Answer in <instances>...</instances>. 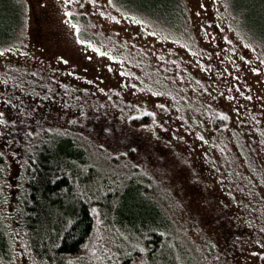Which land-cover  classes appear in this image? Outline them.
Returning <instances> with one entry per match:
<instances>
[{
  "label": "rangeland",
  "instance_id": "rangeland-1",
  "mask_svg": "<svg viewBox=\"0 0 264 264\" xmlns=\"http://www.w3.org/2000/svg\"><path fill=\"white\" fill-rule=\"evenodd\" d=\"M182 1L189 22L177 30L160 25L152 15L119 10L111 0L0 1L1 12L7 10L10 15L9 9L15 10L19 3L21 10L14 41L0 46V116L6 115L7 84L48 88L60 83L58 79L66 87L80 82L90 88L87 102L98 104L101 113L121 116L130 110L152 111L164 133H175L186 150L173 145L172 138L158 137L149 124L90 136L105 152L119 153L115 163L120 165L119 172L125 169L123 163L133 164L153 184L160 180L174 191L172 210L178 209L190 227L186 237L190 246V241H197L201 248L200 239H212L220 254L234 264H260L251 241L232 240L229 220L222 216L213 195L229 192L239 183L228 171L239 170V162L232 159L227 140L218 138L214 147L208 146L195 139L194 128L203 130L202 123L212 113L234 106L232 111L246 120L252 135L264 134V48L256 39V34L264 36V0ZM235 10L240 12L243 29ZM80 28L92 41L83 43L78 38ZM247 29L253 34H246ZM115 97L120 110L107 106ZM173 102L177 112L172 110ZM238 106L243 109L239 111ZM192 111L201 126L191 129L189 117L188 121L172 120L171 112L189 115ZM259 146L264 149V139ZM221 150L226 162L220 159ZM207 154H215V161L204 163ZM8 175L0 177V197L5 199L4 185L13 186ZM244 186L251 190L247 181ZM2 206L1 212L6 211ZM98 225L95 238L109 234L100 221ZM107 238L109 245L113 240Z\"/></svg>",
  "mask_w": 264,
  "mask_h": 264
},
{
  "label": "trees",
  "instance_id": "trees-1",
  "mask_svg": "<svg viewBox=\"0 0 264 264\" xmlns=\"http://www.w3.org/2000/svg\"><path fill=\"white\" fill-rule=\"evenodd\" d=\"M111 3L119 10L152 15L156 22L172 30L187 27L189 22L182 0ZM9 10L10 15L7 10L0 11V46L14 41L21 20L20 3L15 10ZM235 11L243 29L240 12ZM81 17L86 20L85 14ZM77 34L83 43L93 39L88 38L84 28ZM246 34L253 32L247 29ZM256 39L264 48V36L256 34ZM58 80L60 83L48 88L40 84L23 89L7 84L4 88L8 103L6 115L0 116V177L9 174L13 186L5 184L8 198L0 197V207L6 209H0V262L234 264L232 258L220 254L212 239H200V248L197 241L187 238L190 246L186 240L190 227L181 220L178 209L172 210L176 205L174 191L160 180L153 184L152 178H145V172L137 173L133 164L123 163L125 169L119 172L120 165L115 164L119 153L117 157L105 152L90 136L95 132L121 133L126 126L138 129L149 124L157 130L158 137L163 136L165 141L172 138L173 145L186 150L182 141H176L175 133H164L152 111L130 110L121 116L101 113L98 104L88 103L85 94L90 88L85 89L80 82L70 88ZM141 86L137 83L140 90ZM119 105L115 97L107 106L115 109ZM175 105L173 102L172 110L177 112ZM233 108L212 113L202 123L203 130L194 128L201 124L193 111L189 115L171 113L174 121H188L189 117L199 142L213 147L218 138L229 142L230 155L239 162V170L228 171L239 183L229 192L220 190L213 195L222 216L229 220L232 240L251 241L257 248V260L264 264V149L259 146L264 134L257 131L252 135L246 129V120L238 117L240 113ZM209 149L213 153V148ZM220 159L227 161L222 150ZM203 161L214 162L215 154L203 156ZM244 181L251 190H246ZM99 221L109 234L95 238ZM195 227L203 233L199 226ZM107 237L113 240L110 246L106 244Z\"/></svg>",
  "mask_w": 264,
  "mask_h": 264
}]
</instances>
